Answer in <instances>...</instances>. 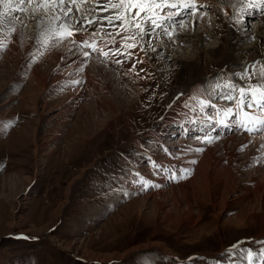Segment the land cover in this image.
Returning a JSON list of instances; mask_svg holds the SVG:
<instances>
[{
  "label": "rangeland",
  "instance_id": "1",
  "mask_svg": "<svg viewBox=\"0 0 264 264\" xmlns=\"http://www.w3.org/2000/svg\"><path fill=\"white\" fill-rule=\"evenodd\" d=\"M181 1L183 9L188 5L195 7L191 16L185 10L187 21L201 14L198 4L207 10L216 7L211 2ZM245 3L233 10L236 14L230 26L241 31L240 34H255L259 20L245 17L252 13V5ZM242 10L243 23L248 20L246 25L240 24ZM258 12L260 16L262 10ZM176 27H179L177 34L181 33L183 26ZM164 43L165 40L156 41L155 45L160 47ZM165 45L175 59L188 63V71L197 62L199 51L182 46L173 52L168 43ZM250 46L245 44L237 51L239 57L228 63L224 56L202 57L198 66L203 83L215 77L220 79L218 83L226 84L228 74L235 76L253 66L264 74V61H254ZM216 47V38L211 37L200 50ZM134 61L145 72V81L140 80L143 74L137 78L141 82L128 80L124 87L111 86V94L98 93L103 105L96 104L93 98L85 99L72 106L71 115L64 114L60 119L52 120V115L59 112L56 105L52 106L51 115L42 118L31 101L23 103L19 99L27 85L22 84L12 93L18 98L12 105L4 104L12 95L10 89L0 93V122L6 119L0 127L6 129L0 132V264H241L242 259L246 264L244 256L249 250L251 264L257 260L264 264L259 255L264 243H257L264 241V200L263 205L259 200L250 204V197L243 202L234 199L233 194L214 201L207 191L189 208L188 197L185 199L179 192V197L157 194L169 190V184L144 192L146 181L142 179L150 183L155 180L154 175L150 177L154 173L147 172L149 157L144 151L152 152L157 143L148 134L162 135L163 120L173 103V95L192 81L189 73L181 76L175 62L166 64L157 53L149 67L139 62V57H134ZM105 84L103 81L102 85ZM197 103L195 100L191 105L197 107ZM43 105L40 102L39 107ZM207 112L204 127H208V117L215 111ZM171 124L164 138L166 146L182 135L178 125ZM197 132L192 127L189 133ZM133 137H137L138 144L132 142ZM160 146L166 152L162 142ZM247 153L250 154L240 153L233 169L239 186L252 173L251 168H244L247 159L241 155ZM153 155L162 160L157 163V159H150L156 165L171 162L167 156ZM139 175L146 177L138 178ZM132 188L134 191L130 192ZM149 193L157 194L156 198L148 199ZM153 244L159 248L151 247ZM233 245L239 247L227 252ZM112 255L121 258L110 262L97 260Z\"/></svg>",
  "mask_w": 264,
  "mask_h": 264
},
{
  "label": "bare ground",
  "instance_id": "2",
  "mask_svg": "<svg viewBox=\"0 0 264 264\" xmlns=\"http://www.w3.org/2000/svg\"><path fill=\"white\" fill-rule=\"evenodd\" d=\"M192 1L195 3H197V1L202 3L211 2L216 4V7L210 8L209 10L211 11L209 12V10L198 4L200 9H202L201 14L199 16L193 15L188 21L186 19L184 20L186 13L185 9L181 7L172 9L168 12L170 15H175L176 12L182 13L179 16H175V20H165L163 17L157 15L156 18L158 22H162L165 28H167V34H165L162 29H156V34L151 39L150 46L147 42H144V50L140 51L139 46L134 47L133 44L139 41L138 33L143 29L147 19L143 12H141L143 16H140L134 22L139 23L140 28H135L132 23H129V21L125 19L123 30H115L119 31V35H116L112 28L101 26L99 21L95 24L88 25L86 31H77L79 29V24L75 23L77 17L87 16L88 19L91 20L97 15H109V12H101L98 10L97 6L100 4V0H73L72 15L74 19L71 22V27H69L68 24H65L64 27L59 26L61 22L58 18L63 16V12L58 8L49 7L47 9H40L36 19H33V7L37 0H32V3L27 6L25 12L15 13V15L19 17V19L15 21V30H13L11 26L5 25L3 31H0V93L3 94L5 89H10L9 92L12 94L15 93L22 84L27 85L26 87L24 86L25 88L21 95L19 94V99H21L23 103L31 101L35 106V110L40 113L42 118L51 115L53 112L52 106L55 108L56 105L59 112L56 113L57 115H52V120L60 119L64 114L71 115L73 113L72 106L74 104L80 105L85 99L90 100L93 98L96 104L103 105V99H101L99 95L101 93L111 94V86H114V88L118 85L124 87L128 80L137 83L141 82L140 80L145 81V72L140 71L139 65L134 61V57H139L142 64L149 67L152 64L151 62L153 61L154 54L157 53V55L164 59L166 64L167 62H175V64H177L176 71L181 76H185L189 73V79L192 82L184 87L183 90L181 89L182 91L176 92V95H173L171 100L173 103L171 102L172 105L170 104L171 106L163 120L165 129L162 135L157 136V132L148 134L155 138L157 143L153 145L152 152L144 151L146 156L149 157V162L147 163L149 170L147 172L154 173L151 174L150 177L152 179V175H154L153 179L155 180L150 183L148 179H142L143 182L146 181L144 183L145 191H143L151 192L156 190L153 185L160 180L158 183L159 188H162L166 184H169L171 187L169 190H167V188L163 190L159 189L161 191H158L159 193L157 194L160 197L168 193L171 194L172 197H179L177 194L181 193L182 197H185V199L188 197L187 203L189 204V208L193 207V201H195L196 198H201L203 192L207 191H210V195L214 201L221 197L225 198L227 195L234 194V199L244 202V199L250 197V204L255 202V200H259L261 205H263L264 132L252 135L237 126H232V117L230 120L228 119L230 113L222 110L226 107L227 102L219 99V93L223 91L222 89H224L226 85L234 82H242L238 80L234 81L233 77L236 79V76L228 74L226 84L224 82L218 83L220 79L215 80V77L212 81L208 80V83H203L198 63L202 57H207V55L211 54H214L216 57H226V63H228L231 59L237 58V56L239 57L237 51L239 49L242 50L245 44L251 45L250 52L253 54L252 56L255 57L254 61H264V14H262V12H264V0H191V2ZM39 2L43 3L44 0H39ZM130 2L131 0H108L109 5L116 3L124 5L125 7L122 9H110V11L113 13L118 12L121 16L125 17L127 13L126 6ZM166 2L176 3L181 6L182 1L168 0ZM245 2H249L252 5V13L250 10H245L246 13H251V15L245 17L259 20L257 23L258 31L255 34H248V32L240 34L241 31L239 33L237 29H233L230 26L231 19L236 14L233 10L236 6L246 4ZM68 3L69 0L64 1L65 8H67ZM5 4L16 5L17 0H4L3 3H0V13L8 12ZM143 7L146 8L147 4H144ZM260 10H262V12H260L261 15L258 16V11ZM135 11L136 10L133 9V15H135ZM241 12L243 15L240 19V24L246 25L248 20L243 23L245 12L244 10ZM151 14L152 13H150V15ZM40 20H42L43 23H38ZM180 21L183 22V29L182 32L180 31L181 33L177 34V28L179 27L176 26L181 25L179 23ZM211 21L213 22L212 29L208 27ZM117 23H119V21H117ZM45 29H55L57 35H67L68 31L71 30L75 32L72 38L76 42L79 43L80 41L88 39L89 44L103 49L104 51H107L108 48L112 46L111 41L115 40V46H123V50L131 54V59L125 64H115L111 60H106L99 52H96L82 63L81 61L84 60V58L80 56L79 53L72 55L67 41L56 43L50 33L42 36L41 33L44 32ZM109 32H113V35H107ZM125 35L129 36V39L122 41L121 37ZM211 37L216 38L218 47L211 48L207 51H201V45ZM44 40H47L48 43H42ZM164 40L165 43L162 44L164 46L158 47L155 45L156 41L160 42ZM145 41H147V37H145ZM167 43L173 49V52L175 49L178 51L179 47L182 46L190 50L199 51L200 53L196 58L197 64H192L191 70L188 71V63L185 60L175 59L172 54L166 50L165 44ZM153 51L155 52L153 53ZM61 57H64V59H61ZM78 57L80 58L78 59ZM42 58L44 59L41 61L42 63H40L39 61ZM95 60L103 62L98 63L95 62ZM73 61H75V63H73ZM133 63H135L136 71H128ZM256 68L257 66L248 68L249 73L254 72V76L251 80L247 81V83L253 85L259 83L264 85V74L257 72L258 70L256 71ZM143 74L144 76H142L140 80L137 79ZM77 81H79V83H76ZM103 81H106L104 86L102 85ZM161 83L163 84V80H161ZM16 95L17 94H12L9 96L4 104H14L17 98ZM177 97H179V99H177ZM195 100L198 101L197 107H195V104L191 105ZM206 101L217 102L215 103L217 109L213 114L223 116L221 119L224 122L227 121L229 127H218L216 125L217 121H214V126L212 128H206V125L204 127L206 113H208V110L213 109L203 106ZM40 102H44L42 108L39 107ZM48 106H51V109ZM191 108L194 110L191 111ZM85 109L86 108H84V110ZM12 115L14 116V114ZM238 117L239 119H243L242 114H238ZM169 119H171V123L178 125L179 129L182 131L180 132L182 135H180L177 140H174L175 142H172V140V143L166 146L164 144V138L167 134L166 131L170 130L172 126V124L169 123ZM187 120H189V122H186ZM2 122L3 123L0 122V127L5 125L6 119H3ZM192 127L193 130L195 128L198 129L199 133L190 134L189 132L192 131ZM4 130L6 129H0V132ZM132 142L138 144L137 137H133ZM160 142L163 143L166 152H162V149H159L161 147ZM241 148L244 149L242 150ZM242 151L250 152V154L247 153L241 156L247 159L244 168H251L252 173H249L250 176L247 178L244 185L239 186L235 182L238 178L235 180V170L233 171V169L234 165L238 163L237 161L239 160L237 157ZM153 153L167 156L171 161L170 164L167 165L161 162V164L156 165L154 162L151 163L150 159H157ZM250 156L251 161L249 160ZM158 161L162 160L157 159V163ZM140 177L146 176L139 175L138 178ZM177 181L182 182L175 185ZM75 183L76 181L72 183L70 188H72ZM133 191L134 189L132 188L130 192ZM157 194L154 195L149 193L147 197L148 199L156 198ZM229 204L231 203H228V205ZM237 225H241V223ZM262 234L264 235V233ZM151 247L159 248L157 244H153ZM125 257H127V255L122 256L123 259ZM257 257L259 256H256L255 259ZM120 258L121 257H118V255L100 256V259L97 260L110 262L116 259L119 260ZM262 258L264 261V257ZM242 260L240 261L241 264H243ZM244 261H248L246 264H251V261L245 260V258ZM253 264H259L258 260Z\"/></svg>",
  "mask_w": 264,
  "mask_h": 264
},
{
  "label": "snow or ice",
  "instance_id": "3",
  "mask_svg": "<svg viewBox=\"0 0 264 264\" xmlns=\"http://www.w3.org/2000/svg\"><path fill=\"white\" fill-rule=\"evenodd\" d=\"M4 0H0V3H3ZM32 3V0H17V4H5V7L8 9L7 13H0V31H3L5 25L11 26L15 30V21L19 19L15 15L16 12H25L29 4ZM72 3L73 0H69L67 8L64 6V0H44L43 3L37 2L33 7V19H36L37 13L40 9H47L49 7L58 8L63 12V16L59 17L60 27H64L65 24H68L71 27V22L73 21L72 15ZM144 4H147V7H143ZM125 7L122 4L116 3L109 5L108 0H100V4L97 6L98 10L101 12H109V15L100 16L97 15L93 19L89 20L87 16H80L75 19V23L79 24V29L77 31H86L88 25L95 24L99 21L101 26L112 28L114 31L117 29L123 30L125 19L132 23L135 28H140L139 23H134L137 18L141 16V12L144 13V16L147 18L144 24L143 29L138 33L139 41H137L133 46H139L140 51H143V43L147 42L150 46L151 39L156 34V29H162L165 34H167V28H165L162 22H158L157 15L163 17L165 20H174L175 16H179L182 13L176 12L175 15H170L167 9H177L181 7L176 3H165V0H131L127 4V13L126 17L121 16L118 12H111L110 9H122ZM133 9H135V15H133ZM155 9V11H153ZM95 10V9H94ZM185 10L188 12V15L191 16L192 11L195 10V7L192 5L185 6ZM150 13H152L150 15ZM119 21V23H117ZM38 23H43L42 20ZM182 26V21L179 22ZM51 34L56 43L62 41H67L70 52L72 55L80 54L84 58L81 62L84 63L87 58H89L93 53L99 52L106 60H111L115 64H125L131 59V54L123 50V46L117 47L115 40L111 41L112 46L108 48L107 51L97 48L89 44L88 39L76 42L72 37L75 35V32L69 30L67 35H57L55 29H45L41 33L42 36L46 34ZM116 35H119V31H115ZM107 35L112 36L113 32L107 33ZM147 37V41H145ZM129 39V36L125 35L121 37V40ZM42 43L47 44L48 41L44 40ZM87 49V50H85ZM80 57H78L79 59ZM64 59V57H61ZM142 63V61H139ZM75 63V61H73ZM128 71L135 72V63ZM140 71H143L141 69ZM138 74V73H137ZM236 79L242 83H231L224 87V90L219 93V99L221 101H226L227 105L222 110L230 113L229 120L232 116H237L238 114L243 115V119L237 120V127L242 129L245 132H264V85L261 84H250L247 81L251 80L254 76L253 73H249L246 68L243 73L234 74ZM76 83H79L77 81ZM179 99V97H177ZM205 108L211 107L214 110L217 109V105L212 101H206L203 105ZM209 122H213L215 117L211 114L208 117ZM251 125V127H250ZM224 127H229L227 121L223 123ZM208 142V141H202ZM195 162V161H193ZM153 187H159V185H153ZM22 239H29V237H18ZM257 243H264V241H257ZM239 245H233L232 248L226 250L227 252H232L233 249H237ZM259 255L264 257V250H262ZM245 259L251 261L252 253L249 250Z\"/></svg>",
  "mask_w": 264,
  "mask_h": 264
}]
</instances>
